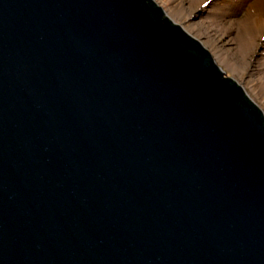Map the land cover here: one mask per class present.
I'll return each instance as SVG.
<instances>
[{
  "label": "water",
  "instance_id": "obj_1",
  "mask_svg": "<svg viewBox=\"0 0 264 264\" xmlns=\"http://www.w3.org/2000/svg\"><path fill=\"white\" fill-rule=\"evenodd\" d=\"M153 0H0V264H264V113Z\"/></svg>",
  "mask_w": 264,
  "mask_h": 264
},
{
  "label": "rangeland",
  "instance_id": "obj_2",
  "mask_svg": "<svg viewBox=\"0 0 264 264\" xmlns=\"http://www.w3.org/2000/svg\"><path fill=\"white\" fill-rule=\"evenodd\" d=\"M264 113V0H153ZM222 60L223 62H221Z\"/></svg>",
  "mask_w": 264,
  "mask_h": 264
},
{
  "label": "bare ground",
  "instance_id": "obj_3",
  "mask_svg": "<svg viewBox=\"0 0 264 264\" xmlns=\"http://www.w3.org/2000/svg\"><path fill=\"white\" fill-rule=\"evenodd\" d=\"M264 26V23L262 24ZM221 62H223L222 60H220Z\"/></svg>",
  "mask_w": 264,
  "mask_h": 264
}]
</instances>
